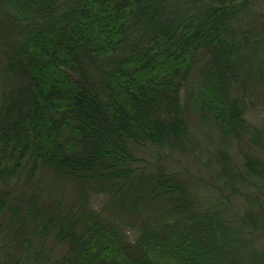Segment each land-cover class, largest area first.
Wrapping results in <instances>:
<instances>
[{"label":"trees","instance_id":"16d2710c","mask_svg":"<svg viewBox=\"0 0 264 264\" xmlns=\"http://www.w3.org/2000/svg\"><path fill=\"white\" fill-rule=\"evenodd\" d=\"M261 106L264 0H0V264H264Z\"/></svg>","mask_w":264,"mask_h":264},{"label":"rangeland","instance_id":"374dc122","mask_svg":"<svg viewBox=\"0 0 264 264\" xmlns=\"http://www.w3.org/2000/svg\"><path fill=\"white\" fill-rule=\"evenodd\" d=\"M187 91L183 92V98ZM248 118L253 123L264 128V106L253 109L249 112ZM191 133L195 144L192 150L187 152L170 151L168 149H158L155 146L136 147L138 156L142 164L154 167L157 164L178 172L182 177L192 182L198 192H212V171L215 164L217 148L223 146L218 133L210 122H201L196 114H192ZM239 148L233 145L230 149L233 153H238ZM202 198H205L202 196ZM242 200L240 197L239 199ZM243 201V200H242ZM237 202V201H236ZM94 204H102L100 198L94 199ZM236 205V204H235Z\"/></svg>","mask_w":264,"mask_h":264}]
</instances>
